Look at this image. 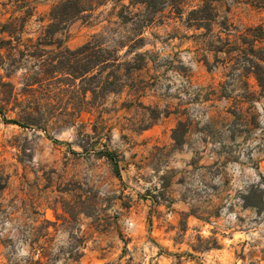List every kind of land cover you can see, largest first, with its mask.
<instances>
[{"label":"rangeland","instance_id":"1","mask_svg":"<svg viewBox=\"0 0 264 264\" xmlns=\"http://www.w3.org/2000/svg\"><path fill=\"white\" fill-rule=\"evenodd\" d=\"M59 1L0 0L1 22L22 19L11 45L26 50L0 32V82L19 91L35 79L32 53L51 56L38 37ZM162 1L92 0L61 33L72 49L94 34L125 41L120 53L131 46L125 59L142 65L98 114L22 126L0 91V264H264V86L250 71L264 64V0H212L211 30L186 21L202 0ZM166 208L181 211L176 224Z\"/></svg>","mask_w":264,"mask_h":264},{"label":"trees","instance_id":"2","mask_svg":"<svg viewBox=\"0 0 264 264\" xmlns=\"http://www.w3.org/2000/svg\"><path fill=\"white\" fill-rule=\"evenodd\" d=\"M202 1V5L189 10L186 21L190 26H205L211 30V22L216 16L215 7L212 0ZM132 2H138L148 9V7H157L160 0H131ZM164 3L165 1L161 0V4ZM91 8L92 0H60L51 7L49 23L42 28L38 37L39 45L53 46L49 52L51 56L44 58L46 53L44 48L37 47L33 51L32 55L38 61L37 69L34 71L35 79L24 82L19 91L15 90L10 80L0 82L3 89L0 90L2 100L6 104L12 103L13 106L20 108L19 117L12 121L22 126L32 124L44 131H47L49 126L54 128L72 126L82 112L98 114L106 96L121 91L126 84L125 79L130 77V71L142 67L141 64L135 66L132 59H125L124 56L133 51L131 46L126 50L125 55L120 53L121 48L127 45L125 41H121L116 47H108L104 45L105 41L101 34H94L74 49L64 44L61 33L70 22ZM178 13H182L181 8H178ZM119 15L127 21L123 13ZM17 20L22 21L19 16H13L5 22L0 21V32L5 34L1 41L9 47L13 46L20 57L25 55L26 50L11 45L15 33L23 32L22 25L18 24ZM135 39L139 42L143 41L142 36H137ZM2 47L5 46H0V64L7 56L2 52ZM139 55L141 54L136 53V56ZM204 61L208 62L207 58ZM250 61V71L255 74L258 84L263 87L264 64ZM40 75H43V78H39ZM181 124L183 122H180L179 126ZM176 135L177 128L174 129V137ZM95 151L110 160L114 173L121 177L117 153L108 148ZM8 179L9 175L0 167V192L7 186ZM34 262L41 264L39 260Z\"/></svg>","mask_w":264,"mask_h":264},{"label":"crops","instance_id":"3","mask_svg":"<svg viewBox=\"0 0 264 264\" xmlns=\"http://www.w3.org/2000/svg\"><path fill=\"white\" fill-rule=\"evenodd\" d=\"M182 210L187 211L188 208H183ZM179 214H181L180 210H172L170 208H166L165 213H164L166 219L170 221L172 224H176L178 222L179 218L176 215H179Z\"/></svg>","mask_w":264,"mask_h":264}]
</instances>
